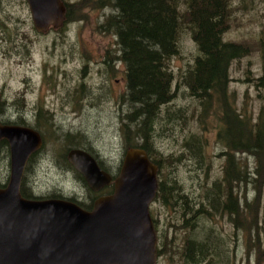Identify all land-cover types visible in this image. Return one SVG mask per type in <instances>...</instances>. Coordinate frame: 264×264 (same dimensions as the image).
<instances>
[{"label": "rangeland", "instance_id": "rangeland-1", "mask_svg": "<svg viewBox=\"0 0 264 264\" xmlns=\"http://www.w3.org/2000/svg\"><path fill=\"white\" fill-rule=\"evenodd\" d=\"M78 1L61 0L66 5ZM229 5L222 42L247 47L249 54L231 63L228 93L238 114L255 119L263 102L253 82L264 73V50L259 46L264 43V0H229ZM85 12L81 19L65 24L63 30L61 25L38 33L24 0H0V123H16L20 118L21 127L38 133L42 146L28 159L23 181L38 198L54 194L87 201L86 190L63 166L72 148L66 146L64 136L76 135L89 142L93 156L112 177L127 150L120 131V116L126 111L120 103L125 91L124 67L116 60L112 64L113 57H117L114 37L97 30L110 10ZM196 54L189 31L181 29L178 52L166 63L172 77V100L158 109L159 124L153 129L151 148L152 159L163 168L157 182L173 178L189 198L205 205L204 191L219 177L224 158L219 155L223 149L215 139L214 103L204 110L182 86V76L192 67ZM38 113L48 119L49 129H36L43 123L36 118ZM190 143L198 144V156L188 148ZM181 154L182 159L175 162ZM237 159L251 164L243 155ZM8 173L7 149V157L0 152L1 184H6ZM148 212L156 222L159 245H164L163 255L155 264H181L179 250L185 237L181 211L155 201L149 204ZM212 214L198 220L197 241L215 231L226 241L228 252L234 251V264H252V257L245 256L241 243L231 247L235 239L226 218L214 221ZM259 216L264 242V195Z\"/></svg>", "mask_w": 264, "mask_h": 264}, {"label": "trees", "instance_id": "trees-1", "mask_svg": "<svg viewBox=\"0 0 264 264\" xmlns=\"http://www.w3.org/2000/svg\"><path fill=\"white\" fill-rule=\"evenodd\" d=\"M62 4L64 20L61 30L65 24L84 17L86 10H110L97 30L114 37L117 57L113 59L124 67L125 91L120 103L126 106V111L120 116V131L127 150H143L157 167L156 182L163 168L152 159L151 139L153 129L159 124L158 109L172 100L173 90L166 63L178 52L180 30L189 31L197 54L192 67L182 76V86L204 110L214 103L215 139L223 149L219 155L224 158V163L219 177L204 191L207 204L195 203V199L189 198L176 180L168 177L163 183L157 182L152 202L181 211V228L185 231L179 250L181 264L235 263L234 251L228 252L226 241L215 231L214 235L207 232L200 241L195 237L200 228L198 220L213 217L212 213L214 221L215 218H226L230 225L235 239L231 247L236 248L241 243L245 256L252 257V264H264L259 216L264 195V73L253 82L256 93L261 94L263 100L255 119L238 114L228 93V70L234 60L247 56L249 49L222 42L229 17V0H80L71 5ZM259 46L264 50V43ZM105 65L110 67L109 63ZM36 116L43 121L36 129H49L48 119L40 113ZM3 122L6 125H22L20 118L16 123ZM64 138L66 146L71 145V149L82 150L94 157L85 139L79 140L76 135ZM188 148L198 156L197 143H190ZM1 151L7 157V144L4 141L0 143ZM242 155L251 160L250 165L237 159ZM182 157L181 154L174 161H180ZM63 162V166L75 175L86 190V202L54 194L45 198L33 196L23 183L28 165L21 178L20 196L30 200L63 199L89 210L95 195L64 159ZM100 168L104 170L102 166ZM4 185L0 183L1 188ZM102 192L107 195L110 190L106 187ZM249 194L251 197H248ZM152 227L156 235L157 259L163 255L161 250L164 245H159L155 221H152ZM237 236L240 240H237ZM244 264L251 263L246 261Z\"/></svg>", "mask_w": 264, "mask_h": 264}, {"label": "water", "instance_id": "water-1", "mask_svg": "<svg viewBox=\"0 0 264 264\" xmlns=\"http://www.w3.org/2000/svg\"><path fill=\"white\" fill-rule=\"evenodd\" d=\"M38 33L59 28L61 0H24ZM1 100V97H0ZM8 149V179L0 187V264H155L156 238L148 207L155 198L157 167L141 149L125 151L116 176L86 152L70 149L66 162L97 193L89 210L63 199L30 200L19 188L27 160L41 148L31 128L0 123Z\"/></svg>", "mask_w": 264, "mask_h": 264}, {"label": "flooded vegetation", "instance_id": "flooded-vegetation-1", "mask_svg": "<svg viewBox=\"0 0 264 264\" xmlns=\"http://www.w3.org/2000/svg\"><path fill=\"white\" fill-rule=\"evenodd\" d=\"M105 63H106V62H102L103 66L105 65ZM115 63H116V62L114 61L112 64L115 65ZM109 68H111V66H110ZM4 125H6V124H4ZM36 153H37V152H36ZM36 153H35V154H36ZM33 155H34V154H33ZM33 155H32V156H33ZM32 156H31V157H32ZM31 157H29V159H30ZM93 158H94V160H95L97 166L99 167V169L102 170V169L100 168V167H101L100 163L97 161V159H96L95 157H93ZM102 171L105 172L104 170H102ZM105 173H107V172H105ZM107 174H108V173H107ZM108 175H109V174H108ZM109 176L111 177V180H113L114 177H112L111 175H109ZM106 187L110 190V193H111V192H112V186H111V184L108 185V186H106ZM106 187H104V188H106ZM104 188L100 189L97 193H93V194L95 195V199L98 198L99 196H107V195L110 194V193L107 194V195H106V194H103L102 191L104 190ZM102 194H103V195H102ZM95 199H94V200H95ZM94 200H93V201H94ZM93 201H91L90 206H92ZM90 208H91V207H90Z\"/></svg>", "mask_w": 264, "mask_h": 264}]
</instances>
